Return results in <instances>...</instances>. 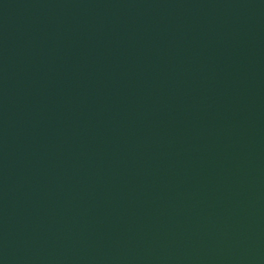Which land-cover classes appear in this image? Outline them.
<instances>
[{"label":"water","instance_id":"obj_1","mask_svg":"<svg viewBox=\"0 0 264 264\" xmlns=\"http://www.w3.org/2000/svg\"><path fill=\"white\" fill-rule=\"evenodd\" d=\"M0 264H264V0H0Z\"/></svg>","mask_w":264,"mask_h":264}]
</instances>
